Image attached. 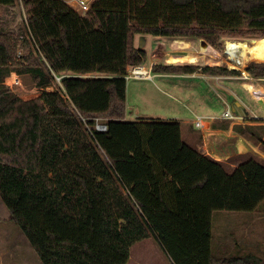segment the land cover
<instances>
[{
    "label": "trees",
    "instance_id": "obj_1",
    "mask_svg": "<svg viewBox=\"0 0 264 264\" xmlns=\"http://www.w3.org/2000/svg\"><path fill=\"white\" fill-rule=\"evenodd\" d=\"M25 27L0 28V199L42 264H124L104 236L78 225L52 172L105 165L172 264H264L253 254L212 253L213 212H253L264 201V160L229 170L181 138L176 121L125 120L126 79L147 54L135 35L264 38V0H94L80 15L64 0H20ZM16 0H0L11 7ZM195 24V25H194ZM247 73L264 79V55ZM238 76L220 65L152 66L155 73ZM29 75L41 94L24 100L5 84ZM88 74L98 77L83 78ZM60 78L62 92L44 89ZM103 120L106 131L94 129ZM234 130L264 152V124ZM239 157H243V154ZM75 194L96 197L81 175Z\"/></svg>",
    "mask_w": 264,
    "mask_h": 264
},
{
    "label": "rangeland",
    "instance_id": "obj_2",
    "mask_svg": "<svg viewBox=\"0 0 264 264\" xmlns=\"http://www.w3.org/2000/svg\"><path fill=\"white\" fill-rule=\"evenodd\" d=\"M93 1L88 0V3L92 4ZM24 27L25 15L20 0H16L11 7L0 6L1 29L17 30ZM141 37L154 38L152 35L145 34L136 36V40ZM177 39L186 41L189 47L187 45L188 50L184 51H192V53L173 52L172 56H179L180 58L189 56L188 58L192 59L191 55H194L199 57L198 63L200 65L207 63L206 65H220L230 69L235 62L231 59L229 60L224 51L230 44H239L240 47L236 48V56L234 58L241 61V64L238 65V68L244 71L239 75L241 77L246 74L249 63L261 62L255 59L264 55L263 49L256 57L251 59V55L244 49V47L252 46L256 42L264 40V38L259 40L246 37H225L220 40L221 46L219 48L212 47L204 39ZM144 41L138 42L139 45L145 44V42L148 44L149 42ZM203 41L209 46L206 55L199 53L201 52L200 47ZM176 44L180 45L179 47L177 46L178 49H184L183 43L177 42ZM166 59L169 60L170 57ZM188 63V61L182 60L173 61L166 65H190ZM146 64L148 65V62ZM17 76L20 81L19 85L10 87L8 86L11 83L9 80H7L6 84L14 89L17 96L24 100H29L36 98L42 93L40 89L35 87L29 75ZM98 76L100 75L88 74L82 77L92 78ZM241 77H237L234 80L237 84L233 85L234 82L228 83V87L234 88L235 93L241 98H235V95L230 90H225L217 85L214 91L208 89L209 98H206L212 104L205 103L204 105L199 103L201 101H199L200 98L196 91L191 90V93L187 88L191 82L189 80L175 81L174 79L162 77H154L153 80L126 79L125 119L133 121L138 118H153L162 121L177 120V122L179 120H187L189 124L185 125V127H190V123H193L194 120V113L208 117H219L223 111L228 108L232 110L234 107L237 111L235 113L232 110L235 115L234 119L226 120L227 122H235V125L249 124L247 122L264 124V93L253 95L248 88L245 89L247 94L245 98L243 97L244 90L238 85L239 82H248V84L255 83L259 86H264V79H250L247 75L244 79ZM174 82L180 88H177V85L174 86ZM194 84L199 83L194 82ZM45 91L61 93L60 81L56 79ZM189 92L191 95H189ZM221 97L225 101H222ZM247 142L248 147L243 153V157L237 156L223 161L229 170L233 169L235 164L238 165L239 162L249 155L264 160V152L260 147L254 145L248 139ZM76 174L86 179L93 189L96 202L92 210L87 209L85 204L75 194L79 189V183L74 177ZM51 175L55 185L61 190L68 208L76 216L78 225L82 228H92L97 234L104 236L110 251L113 255L122 259L124 264H172L158 245L154 235L146 228L144 221L140 219L137 209L130 203L127 190L122 187L105 165L100 167L79 165L75 166L69 174L52 172ZM211 250L213 254L220 257L234 254H253L264 261V201L258 205L254 212H213ZM0 264H42L25 235L10 220V213L1 199Z\"/></svg>",
    "mask_w": 264,
    "mask_h": 264
},
{
    "label": "crops",
    "instance_id": "obj_3",
    "mask_svg": "<svg viewBox=\"0 0 264 264\" xmlns=\"http://www.w3.org/2000/svg\"><path fill=\"white\" fill-rule=\"evenodd\" d=\"M136 36L134 37V44L135 47L145 51L147 54V60L148 65L145 63L146 67L151 68V74L154 77H162V78H170L174 79L175 81L178 80H189L190 85L187 87L190 92L191 90H195L196 94L200 98L199 103H205L212 104L211 101L207 98L208 96V89L214 91L215 86H220L224 88L225 90H230L232 94L235 95V98H241V96L237 95L235 93L234 88L228 87L229 82H234V84H237L236 81H234L237 77L241 76H219V75H210V74H204L200 72L199 70L197 72L191 73V74H168V73H155L152 71V66L156 64H170V62H178V61H188L190 65H198L199 57L191 55L193 59L188 58L189 56H182L181 58L179 56H172L174 53H180V52H186V53H192V51H184L188 50L186 47L188 43L184 40H178L177 38H170V37H162V36H154L152 39H147L146 37H141L139 40H136ZM153 36V35H152ZM177 39V40H176ZM149 41L148 44L145 41ZM144 41L145 44L139 45L140 42ZM139 42V43H138ZM183 43L184 49H178L180 46L176 43ZM147 45V46H146ZM178 46V47H177ZM148 47V52H147ZM189 47V45H188ZM212 48V47H211ZM194 53V52H193ZM170 57V59H166ZM192 60V61H191ZM205 65H200L201 67L207 66V63H204ZM212 66V65H210ZM249 76L250 79H253L247 71L246 74L241 77L244 79L245 76ZM153 78L151 80H153ZM257 80H260L258 78H255ZM193 80V81H192ZM194 82H198L199 84H194ZM248 82H239L238 85L243 92V97H247V94L245 93V89H250ZM177 83L174 82V86H176ZM178 86V85H177ZM177 88H180L179 86ZM251 90V89H250ZM189 92V95L191 93ZM207 97V98H206ZM220 97V96H219ZM222 101H225L224 98L221 97ZM237 102V100H236ZM243 104V102H242ZM234 108V107H233ZM235 113L237 112L234 109ZM200 115L199 113H194L195 116ZM202 116V115H200ZM221 116V115H220ZM220 116L218 117H211L213 118L212 127L209 130H203L200 131L198 129H195L193 127V123H190V127H185V125L189 124L187 120H179L178 123L181 126V138H183V141L191 146H195L197 150L203 154L208 155L211 158L218 160V161H224L226 159H231L233 157H237L242 155L247 147L248 142L247 139L243 136H241L239 133H237L234 130L235 122H227L224 119H221ZM208 117V116H203ZM125 119V117H124ZM138 119H153V118H138ZM126 120V119H125ZM174 121V120H172ZM177 122V120H176ZM251 124L252 122H247ZM245 124V123H243ZM264 159V157H263ZM237 164H235L236 166ZM234 166V167H235ZM254 212V211H253Z\"/></svg>",
    "mask_w": 264,
    "mask_h": 264
},
{
    "label": "built area",
    "instance_id": "obj_4",
    "mask_svg": "<svg viewBox=\"0 0 264 264\" xmlns=\"http://www.w3.org/2000/svg\"><path fill=\"white\" fill-rule=\"evenodd\" d=\"M65 2L67 5H69L73 10H75L80 15H85L91 7V4L88 3V0H65ZM231 45L233 44H230L229 46L226 47L224 54L227 55L229 60L231 59L235 62V64H232L235 70H238V71L240 70L239 72L243 73L244 71L238 68V65L241 64V61L234 58L236 56V53H235L236 48H230ZM233 67L231 69H234ZM124 78L125 79L135 78V79L151 80L153 76L151 74V68L146 67L145 65H136V66H131L129 67V69H127V72L124 75ZM56 79L60 81V78L56 77ZM7 80L11 81L10 85H8L10 87L12 86L14 87L20 84L19 78L15 72H11V74L6 79L5 84H7ZM232 110L229 108L226 109L225 111H223L220 118L224 120L234 119L235 115L233 114ZM212 123H213V118L211 117L206 118V117L197 115L195 116L193 120V127L200 131L209 130L212 127ZM94 129L97 131H106L107 126L106 124H104L103 120L96 118Z\"/></svg>",
    "mask_w": 264,
    "mask_h": 264
},
{
    "label": "bare ground",
    "instance_id": "obj_5",
    "mask_svg": "<svg viewBox=\"0 0 264 264\" xmlns=\"http://www.w3.org/2000/svg\"><path fill=\"white\" fill-rule=\"evenodd\" d=\"M239 47H240L239 44H234V43H233V45L230 46V48H239ZM208 49H209V46L207 45V43H205L203 41L201 43V47H200V51L201 52H199V53H202L203 55H206L208 53ZM244 49H245V51L247 50L246 52L249 53L251 55V59H253L254 57H256L264 49V40L258 41L255 44H253L252 46L244 47ZM192 59H193V57H192ZM249 87H250L251 92L253 93V95L254 94L255 95H259L260 93H264V86H259L258 84L251 83V84H249Z\"/></svg>",
    "mask_w": 264,
    "mask_h": 264
},
{
    "label": "water",
    "instance_id": "obj_6",
    "mask_svg": "<svg viewBox=\"0 0 264 264\" xmlns=\"http://www.w3.org/2000/svg\"><path fill=\"white\" fill-rule=\"evenodd\" d=\"M233 110H234V108H233Z\"/></svg>",
    "mask_w": 264,
    "mask_h": 264
}]
</instances>
